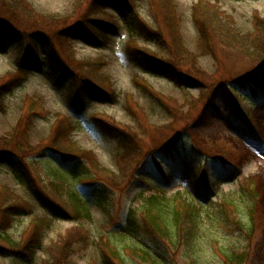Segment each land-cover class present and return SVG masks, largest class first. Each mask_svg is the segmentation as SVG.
Segmentation results:
<instances>
[{
    "label": "rangeland",
    "instance_id": "374dc122",
    "mask_svg": "<svg viewBox=\"0 0 264 264\" xmlns=\"http://www.w3.org/2000/svg\"><path fill=\"white\" fill-rule=\"evenodd\" d=\"M92 1L26 0L30 9L25 6V12L14 0H0V19L27 30L36 40L43 33L68 69L57 82L41 44L42 66L29 68L23 76L15 64L19 41L7 37L6 48H0V149L15 151L26 161L35 186L53 203V207L42 204L16 166L0 162V207L11 203V196L26 203L27 211L17 216L9 230L13 241L24 244L34 221H45L33 261L11 253L10 245L0 238V264H41L49 259V245L77 225L87 237L75 244L71 264H104L102 245L110 238L126 264H151L134 251L138 248L157 256L156 264H227L226 255L232 251L247 256L244 264H264V92L253 94L238 85L241 79L264 71L263 50L256 57L239 51L243 43L255 51L254 41L260 32L264 36L259 20L264 18V0H173L170 14L177 22L183 54L176 52L163 0H127L128 4L114 0L102 7L88 24L102 33L103 43L92 42L83 32L62 36L61 31L87 19ZM205 5L219 9L236 40L211 31L213 48L206 45L194 16ZM135 17L160 39L141 35ZM95 19L110 28L104 29ZM128 42L147 48L162 65L168 64L187 80L178 82L170 74L138 65L127 50ZM68 44L73 52L67 47L69 55L63 52ZM93 79L102 89L97 95L89 91ZM12 83V89L2 88ZM58 117L75 126L73 142L93 151L113 177L86 161L55 152L37 156L38 150L52 143ZM22 118L18 133L15 128ZM102 121L138 137L144 155L140 167L132 163L121 170V140L110 136ZM22 132L29 141L22 139ZM178 135L180 150L174 158L158 152L160 144ZM28 146L37 151H28ZM75 163L94 175L93 180H81L85 173L70 176L88 208L79 217L64 188L55 187L53 175L71 170ZM177 193L203 205L200 235L190 248L169 244L149 232L145 221L152 195L172 201ZM226 201L233 206H226ZM131 226L137 229L126 233Z\"/></svg>",
    "mask_w": 264,
    "mask_h": 264
},
{
    "label": "trees",
    "instance_id": "16d2710c",
    "mask_svg": "<svg viewBox=\"0 0 264 264\" xmlns=\"http://www.w3.org/2000/svg\"><path fill=\"white\" fill-rule=\"evenodd\" d=\"M14 1L18 6H22L21 8L23 9V11L26 12L28 8L30 9V7L27 5L26 0ZM113 1L114 0H93L89 5L91 11L89 12V16L87 17V19L80 21L78 24H73L71 27H68L69 30L65 29L60 33L62 34V36H64L63 34L74 35L77 34L76 32H83L86 35H89L92 41L103 43L104 36H102V33L97 32L94 28L90 27L91 25L89 26L88 23L89 20H91L90 18H92V15L96 16L101 12L100 10L102 7H105ZM122 1L125 4H128L127 0ZM163 2V7H165L163 13L164 19L166 23L170 25L171 31L173 32V35L175 37L173 42L176 44V46H178L176 48V52L180 50V53L183 54L184 49L183 47L181 49L179 40L177 41V39H179V36H177V30H175V24L177 25V22L175 21L173 15L170 14V12H172L173 0H163ZM25 6H28V8ZM167 7L169 9H167ZM194 16H196V23L199 26V30L201 32L200 36L202 37L203 41L205 40L206 45L209 44L208 46H211V48H213L211 45L212 37H208L209 32L211 31L213 33H216L218 37L225 36L229 40H236V34H234L231 29L225 26L223 16L220 13L219 9H213L209 5H205L204 11L201 13L197 12V14H195ZM95 20V23L102 25L104 29L110 28V26L106 27L104 25L106 24L104 20ZM259 20L262 24H264V18H261ZM133 22L136 25V28L139 30V33L145 38H149V40L155 39V41H158L160 39V35L158 36L157 33L155 34L151 30H149L146 25L138 18L135 17ZM99 31H101V29H99ZM216 35L213 34V37ZM7 37L18 40L20 43L16 53L15 64L21 75L24 76V73H26L31 67H37L43 64L42 54L40 53V46L42 44L45 45V51L48 54L50 70L53 71L56 79H64L68 69L62 64L60 60H58L57 55L52 50L53 47L50 40H48V38L44 36L43 33H40V35L37 36L40 38L36 40V38H34L32 34L27 32V30L12 26L5 20L0 19V48H6ZM254 42L258 50L256 49L255 51H252L251 45L243 43V48L239 51L241 53H246V55H252L254 57L258 56L259 50L264 51V36L261 34V32L259 34V37ZM201 44H203L202 41ZM70 46L71 45L68 44L63 50L65 54L69 55L70 51L72 52V48H70ZM126 46L129 54L138 65L157 72L170 74L171 77H173L178 82H185L187 80L186 78H184V76L178 75V70H172L168 64L162 65V61L159 60L158 56L151 53V51H149L147 48L140 47L133 43L129 44V42ZM67 47L70 51H67ZM177 57L179 58V56ZM180 59L184 62L183 58ZM239 82L238 85H241L242 88L246 90L249 89L254 94H256V92L264 90V71L258 73L254 77L241 79ZM14 85L15 84L12 83L8 86H3L2 88L7 87L5 90H10L14 87ZM98 86L99 84L94 79L93 83H89V91L92 95H97L96 92L98 93L102 91L100 86ZM218 86L220 88L222 85L219 84ZM81 88L84 90L83 86H81L80 89ZM73 92L75 96V93H77L75 92V89H73ZM1 94L2 92H0V104L2 98ZM110 94L113 93L110 92ZM23 120L24 118H22L17 124V127L15 128L17 132H20L23 129ZM67 122L68 121H66L65 118L59 119L58 117L56 119L57 127H55L52 143L48 147H45L43 150L41 149V152L39 150L37 151V147L34 146H28L30 148L28 151H37L39 152L37 156L42 157L46 156L48 152H55L69 160L77 159L79 162L86 161L90 165L98 169V171H106L107 173L112 175L111 177H113V172L101 167L97 156L95 153H93V151L83 150L76 146L75 142H73L71 138V133L75 130V126L72 124L70 125ZM101 124L103 129L107 133H109L110 136L119 138L121 140L122 151L119 156V166H122L121 170L124 171L134 164L140 167L143 164L144 155L141 157L142 149L141 145L137 141L138 137L134 136L128 129H123L122 127H119L117 125L114 126L115 123L108 124L102 121ZM22 133V139L26 142L29 141V137L25 133ZM23 140H21V143L25 145V142ZM180 140L181 137L180 135H178L175 136L172 140L170 138L167 142L164 141V144L159 145L158 152L160 151L162 152V154H166L167 157L174 158L180 150ZM14 152L10 151L9 149H0V162H9L14 164L17 170L20 172L21 176L26 181L29 189L34 194V196L45 206L53 207V203L47 197V195L41 193L40 190L35 186L30 175V169H28V166L26 165V161L21 159V156L17 155ZM152 155L153 153L150 154V156ZM154 158L158 161V157L156 154ZM72 167L71 170L64 171L63 173L58 171L53 172V175L56 174L54 179L56 182H58L55 187H59L57 188L59 190L60 187L62 189L64 188V193H66V195L68 196L69 202L71 203L74 212L79 217L81 215L83 216L84 214H87L88 208L82 196L72 185V182H70V176L76 177L79 174L85 173V175L80 178L81 180H93L94 175L91 172H89L88 174V170L82 168L78 163H75ZM11 197L13 198V200L9 205L0 207V238L6 241L8 245H10L11 249L9 251L11 253L16 254L19 258L24 257L28 258L30 261H33L36 250H38L41 246L45 221L43 219L34 221L32 235H30L29 239L24 244L13 241L12 237L8 234L9 230L12 228L17 216H19L23 212H26L27 210L25 207L26 203L22 201V199L14 196ZM150 198V210L147 209L145 212V221L148 227V231H152L160 238L167 239L169 244L173 246L179 247L185 245L187 248L193 247V244L200 235L203 205H201V203L199 202L196 203L193 200L182 197L180 193H177L176 197L172 201H165V199L164 201H162V199H160L158 195H152ZM169 202L174 203L172 204ZM224 203L227 204L226 206H233V204L227 201ZM239 224L241 225L240 222H238V225ZM134 229L137 228L132 226L129 228L127 227L125 229V232L130 233L133 232ZM86 237L87 233L84 229H82V227H80L79 225L72 227L69 231H67L66 235L60 236L56 241H53L49 245V259L43 260L41 264H71L70 255L73 253L75 244ZM107 241L105 244L102 243L103 248H105L102 251V254L105 257L104 264H118L119 262L120 264H126L122 255L120 254V250H118L116 244H114L112 239L110 238V240L108 239ZM106 250H109L113 256H108ZM134 251L136 253L140 251V257L146 262H149L151 264H156L159 262L157 259L158 257L149 250L138 248L134 249ZM113 257L116 258V261L113 259ZM225 259L227 264H244L247 256H245L244 253L232 251L231 253L226 255Z\"/></svg>",
    "mask_w": 264,
    "mask_h": 264
}]
</instances>
